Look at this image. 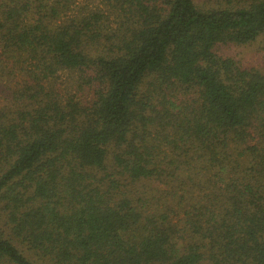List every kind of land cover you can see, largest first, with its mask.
<instances>
[{
  "label": "trees",
  "instance_id": "16d2710c",
  "mask_svg": "<svg viewBox=\"0 0 264 264\" xmlns=\"http://www.w3.org/2000/svg\"><path fill=\"white\" fill-rule=\"evenodd\" d=\"M205 3V4H204ZM0 0V264H264V0Z\"/></svg>",
  "mask_w": 264,
  "mask_h": 264
},
{
  "label": "rangeland",
  "instance_id": "374dc122",
  "mask_svg": "<svg viewBox=\"0 0 264 264\" xmlns=\"http://www.w3.org/2000/svg\"><path fill=\"white\" fill-rule=\"evenodd\" d=\"M205 0H197L202 4ZM205 4V3H204ZM232 56L241 58L244 63L259 69H264V40L260 39L253 45L236 47L229 51Z\"/></svg>",
  "mask_w": 264,
  "mask_h": 264
}]
</instances>
